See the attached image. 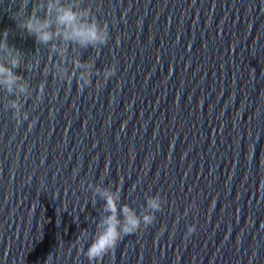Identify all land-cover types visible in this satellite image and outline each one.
Returning a JSON list of instances; mask_svg holds the SVG:
<instances>
[{
	"label": "water",
	"instance_id": "95a60500",
	"mask_svg": "<svg viewBox=\"0 0 264 264\" xmlns=\"http://www.w3.org/2000/svg\"><path fill=\"white\" fill-rule=\"evenodd\" d=\"M86 5L109 39L79 58L117 71L81 91L17 28L25 0H0L8 44L40 59L14 71L33 96L43 85L37 106L21 98L30 115L19 126L0 92V264H89L80 233L94 234L103 201L87 184L101 181L137 211L146 193L164 206L95 264H264V0Z\"/></svg>",
	"mask_w": 264,
	"mask_h": 264
},
{
	"label": "clouds",
	"instance_id": "9594fccd",
	"mask_svg": "<svg viewBox=\"0 0 264 264\" xmlns=\"http://www.w3.org/2000/svg\"><path fill=\"white\" fill-rule=\"evenodd\" d=\"M28 3L29 0H25V6L19 7L16 12L17 28L34 36L37 44L46 46L49 59H52L53 55L58 58V61L51 65V72L56 80L70 83L75 77L82 91L92 84L93 76L102 77L103 82L115 76V64L105 66L101 70L95 67V59L89 57L86 61H81L79 58L81 49L91 47L93 50H99L109 39L107 23L97 20L90 5L82 6L84 0H36L31 12L25 14ZM41 10L43 15L38 14ZM70 50H79V55L70 57ZM36 53L25 61L24 54L8 44L7 31L0 32V92L12 97L7 99L4 108L6 111L11 109L12 119L17 126L23 121H29L30 115L27 110H23L24 103L21 98H32L35 106L43 99V85L39 93L33 96L28 79L14 71L20 66L29 72L34 70L40 63ZM65 61L71 65V71ZM48 73L49 70L46 75ZM100 81L97 80V86ZM87 188L91 190L93 204L97 203V199L103 201L98 211L94 234L89 238L86 231L80 233V237L87 243V248L82 251L89 264H95V261L113 250L126 236L142 232L152 225L156 221V213L163 210L164 200L159 193H146L145 202L137 211V208L129 204L121 203V191L117 186H105L101 181L96 184L88 182ZM195 230V224L186 225L185 239ZM164 231L165 227L161 225L157 233L161 235Z\"/></svg>",
	"mask_w": 264,
	"mask_h": 264
}]
</instances>
